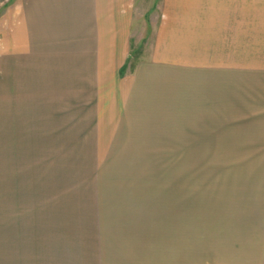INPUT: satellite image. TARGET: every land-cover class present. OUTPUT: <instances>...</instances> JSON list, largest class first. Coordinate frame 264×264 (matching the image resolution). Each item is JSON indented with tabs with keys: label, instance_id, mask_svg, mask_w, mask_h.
Listing matches in <instances>:
<instances>
[{
	"label": "rangeland",
	"instance_id": "obj_1",
	"mask_svg": "<svg viewBox=\"0 0 264 264\" xmlns=\"http://www.w3.org/2000/svg\"><path fill=\"white\" fill-rule=\"evenodd\" d=\"M151 5L134 11L119 75L106 50L90 66L71 49H0V264H103L109 246L131 259L116 240L133 195L165 175L203 195L264 172V0Z\"/></svg>",
	"mask_w": 264,
	"mask_h": 264
},
{
	"label": "crops",
	"instance_id": "obj_2",
	"mask_svg": "<svg viewBox=\"0 0 264 264\" xmlns=\"http://www.w3.org/2000/svg\"><path fill=\"white\" fill-rule=\"evenodd\" d=\"M141 1L149 2L0 0V38L3 41H0V49H27L30 58L34 56L32 50L71 49L76 60L79 56L76 53L92 59L90 66H100L101 52L106 50L108 64L117 66V50L130 48L132 19ZM159 1L151 0V8H158ZM167 39L169 35L161 27L155 39L154 54L163 65L172 64L173 57L168 56L166 60L165 56H160L161 50L176 47L165 46ZM129 52L122 55L115 74L127 68L132 53ZM41 55L48 60L46 52ZM29 64H33L31 59ZM142 69L137 72L140 76ZM93 83L96 89L100 86L95 75ZM258 174L243 175L244 179L254 178L247 183L242 180L243 176L220 175L219 192L203 195H198L192 186H182L186 181L179 179L184 176L165 175L172 180L157 186L158 191L152 193L151 199L147 192L140 193L139 197L133 195L132 209L125 212L126 229L123 238L116 241L123 242L125 251L132 252L131 259L125 253V261L114 260L109 246L108 254L102 256L103 264H264V172ZM108 242H112L111 238ZM100 250L95 253L99 259Z\"/></svg>",
	"mask_w": 264,
	"mask_h": 264
},
{
	"label": "trees",
	"instance_id": "obj_3",
	"mask_svg": "<svg viewBox=\"0 0 264 264\" xmlns=\"http://www.w3.org/2000/svg\"><path fill=\"white\" fill-rule=\"evenodd\" d=\"M129 59H130V57H128V62H129ZM126 66H127V64H126ZM124 68H125V66H124Z\"/></svg>",
	"mask_w": 264,
	"mask_h": 264
}]
</instances>
